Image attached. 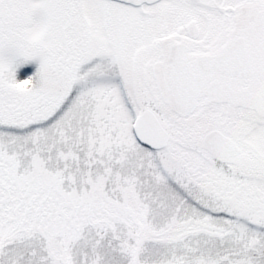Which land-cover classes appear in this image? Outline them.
<instances>
[{
  "label": "snow or ice",
  "instance_id": "snow-or-ice-1",
  "mask_svg": "<svg viewBox=\"0 0 264 264\" xmlns=\"http://www.w3.org/2000/svg\"><path fill=\"white\" fill-rule=\"evenodd\" d=\"M0 264H264V0H0Z\"/></svg>",
  "mask_w": 264,
  "mask_h": 264
},
{
  "label": "rangeland",
  "instance_id": "rangeland-1",
  "mask_svg": "<svg viewBox=\"0 0 264 264\" xmlns=\"http://www.w3.org/2000/svg\"><path fill=\"white\" fill-rule=\"evenodd\" d=\"M32 70H34V67L33 68H30L28 71H32ZM23 74V73H22Z\"/></svg>",
  "mask_w": 264,
  "mask_h": 264
}]
</instances>
